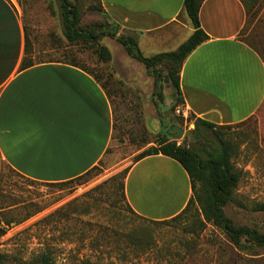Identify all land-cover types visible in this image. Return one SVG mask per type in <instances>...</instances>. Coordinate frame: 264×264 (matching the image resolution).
Wrapping results in <instances>:
<instances>
[{"label":"rangeland","instance_id":"obj_1","mask_svg":"<svg viewBox=\"0 0 264 264\" xmlns=\"http://www.w3.org/2000/svg\"><path fill=\"white\" fill-rule=\"evenodd\" d=\"M11 1L24 19L33 62L60 61L93 72L110 97L115 125L102 162L73 182H33L4 168L0 183V263L33 264L38 255L50 250L57 264L84 260L93 264H264V247L248 242L236 247L215 225L197 223L196 206L183 218L166 222L151 221L165 216L171 210L168 206H151L148 214L142 215L148 219L130 208L121 188L122 173L140 153L155 146L158 134L172 125L184 130L179 144L200 150L204 140L192 133L194 116H185L182 105L172 109L173 89L165 81L160 101L154 77L116 39L107 36L101 40L112 53L108 63L99 59L96 47L69 43L63 34L57 0ZM71 1L81 8L80 26L84 30L115 26L104 12L92 9L100 7L98 0ZM252 6L241 39L264 58V0H253ZM185 24L170 44H149V37L142 36L140 50L147 57L177 50L192 34L191 22ZM117 33L128 34L120 27ZM225 126L231 128L221 132L235 146L233 163L242 175L235 200L225 207L226 215L238 225L264 232V212L251 210L253 203L264 202V105L252 120ZM210 138L217 140L214 135Z\"/></svg>","mask_w":264,"mask_h":264},{"label":"crops","instance_id":"obj_2","mask_svg":"<svg viewBox=\"0 0 264 264\" xmlns=\"http://www.w3.org/2000/svg\"><path fill=\"white\" fill-rule=\"evenodd\" d=\"M101 2L106 16L139 46L142 36L149 44H170L187 26L185 0ZM247 18L241 0L204 2L200 21L209 40L188 56L180 73L183 107L195 118L236 125L262 109L264 58L240 38ZM26 49L20 11L11 0H0V183L5 167L39 183L77 179L108 152L112 102L92 75L69 63L46 61L23 69ZM125 193L140 216L151 206L171 208L154 221L177 216L193 195L184 167L162 154L131 166Z\"/></svg>","mask_w":264,"mask_h":264},{"label":"trees","instance_id":"obj_3","mask_svg":"<svg viewBox=\"0 0 264 264\" xmlns=\"http://www.w3.org/2000/svg\"><path fill=\"white\" fill-rule=\"evenodd\" d=\"M57 1L60 4L62 20L64 23L63 34L69 43L84 42L96 47L95 50L99 55V59L104 63H108L112 60V53L107 46L101 44V40L107 36L116 39L124 47L127 54L134 60L143 64L148 70V73L154 77L155 87L158 90L156 96L160 101L163 100L162 84L165 81L167 84H170L173 89V95L171 98L175 101L173 103L172 109L175 110L176 107L184 105V99L180 87V73L183 64L188 56L196 48L209 40V36L202 29L200 21V11L206 0H185L184 2V14L189 22H191L194 29V32L189 37V39L175 51L158 53L150 57L145 56L140 50L138 39L135 36L118 35L116 26L113 28H107L104 26L103 29L92 28L91 30H84L80 26L82 21L81 8L71 0ZM98 1L100 2V7H92V9L105 13L101 0ZM241 1L246 7L248 16V13L253 9V0ZM244 42L253 47L247 41ZM30 48L31 45L29 44V39L27 37L26 57L22 64L23 69L29 68L36 64L30 57ZM71 65L86 71L98 81L93 72H89L75 64ZM162 66L166 68V72H163ZM253 118H250L243 123H246ZM230 128L231 127L229 126H218L206 120L195 118V129L192 131V133L204 140L200 150H197L195 147H188L184 144H179L176 139L167 133L168 129L165 128L158 134L155 146H151L140 153L134 164L147 156L162 154L178 161L188 173L193 195L186 208L177 216L169 219L170 221H177L183 218L186 213L196 206L198 215L197 223L203 226H205V223L215 225L230 238L231 242L236 247L242 248L244 242H248L256 247H264V232L247 225L236 224L230 217L226 215L225 212V207L235 200L238 186L242 180L240 171H238L233 163V158L235 156V146L221 132V130ZM211 135H214L217 140H211ZM97 167L98 166L94 167L81 177L89 175ZM130 168L122 173L124 182L121 184V188L124 191L123 196L125 198V179ZM14 172L17 173L16 171ZM74 180L63 183L45 184H67L73 182ZM251 210L255 212H264V202L253 203ZM151 222L158 221L152 220ZM1 233H4V231H1ZM140 244L145 245L147 243L142 242ZM33 264H57V262L53 258L51 251L48 250L38 255L33 260ZM79 264L93 263L89 260H84Z\"/></svg>","mask_w":264,"mask_h":264},{"label":"water","instance_id":"obj_4","mask_svg":"<svg viewBox=\"0 0 264 264\" xmlns=\"http://www.w3.org/2000/svg\"><path fill=\"white\" fill-rule=\"evenodd\" d=\"M174 132H177V136L173 135ZM167 133L170 134L174 139L178 140L184 134V130L180 128L178 125H172L168 130Z\"/></svg>","mask_w":264,"mask_h":264},{"label":"built area","instance_id":"obj_5","mask_svg":"<svg viewBox=\"0 0 264 264\" xmlns=\"http://www.w3.org/2000/svg\"><path fill=\"white\" fill-rule=\"evenodd\" d=\"M184 115L187 116V112H184Z\"/></svg>","mask_w":264,"mask_h":264}]
</instances>
